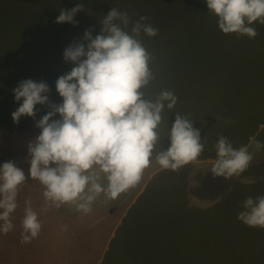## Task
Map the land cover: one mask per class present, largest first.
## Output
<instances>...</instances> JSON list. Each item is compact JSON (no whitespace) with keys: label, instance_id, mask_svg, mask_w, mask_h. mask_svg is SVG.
<instances>
[{"label":"clouds","instance_id":"clouds-1","mask_svg":"<svg viewBox=\"0 0 264 264\" xmlns=\"http://www.w3.org/2000/svg\"><path fill=\"white\" fill-rule=\"evenodd\" d=\"M205 3L222 34L254 39L258 35L254 22L264 25V0ZM80 11L83 5L79 3L70 10L60 9L55 23L75 26L78 22L73 18ZM147 20L149 17L140 16L129 32L128 13L112 8L100 21L99 34L93 38L92 30H86L82 42L66 47L63 59L75 66L55 81L61 103L49 101V86L44 81L26 79L12 89L14 102L22 101L11 113L14 123L24 116L35 119L36 105H47L50 110L36 122L39 135L27 145V177L11 160L0 164V233L14 229L12 214L28 179L41 185L45 211L68 205L89 214L101 195L115 200L135 187L153 161L176 172L201 156L205 143L192 119L175 112L170 128L165 121V109L173 112L178 97L166 89L154 96L147 91L155 80L154 58L141 33L148 37L158 34L151 23H144ZM57 115L59 119H53ZM223 122L231 123L228 119ZM161 125L165 127L163 136ZM164 137L169 142L167 149L161 145ZM253 143L255 151L264 148V143ZM213 148V176H239L254 159L248 146L234 148L223 135ZM24 205L21 243L28 244L39 236L42 223L31 200L25 199ZM240 207L239 221L264 229V196L248 197ZM61 231L67 232L68 226L61 225Z\"/></svg>","mask_w":264,"mask_h":264},{"label":"rangeland","instance_id":"rangeland-1","mask_svg":"<svg viewBox=\"0 0 264 264\" xmlns=\"http://www.w3.org/2000/svg\"><path fill=\"white\" fill-rule=\"evenodd\" d=\"M78 3L83 5V11L74 16V21L78 22L75 26L71 23H55L60 9L70 10ZM112 8L128 13L129 32L132 24L142 15L149 17L150 21L146 22L149 21L158 29L155 37H142L146 35L141 33V39L154 58L151 68L156 74L147 91L153 96L157 94L161 90L157 78L162 76L163 80L167 81V90L178 97L173 112L169 113L167 109L164 111L168 127L174 122L175 112L186 116L198 113V116L194 117L193 127L200 130L205 148L212 150L216 131L222 132L224 136V132L232 130L222 121L216 125V119H212V105L208 110L207 104L214 99L231 97L230 91L234 88V99L246 98L243 93L237 92L244 88L239 87L232 78L238 68L246 69L245 61L250 63L248 68H255L251 72L252 85L247 83V96L250 100H264V25L254 24L255 28L263 29L254 39L247 36L238 37L236 34H222L217 27L216 17L208 12L205 0H0V164L11 160L24 170L27 177V161L30 159L27 145L39 135L40 130L35 126L36 122L50 110L47 105H36L35 119L24 116L18 123H14L11 113L22 101L14 102L12 89L22 80L44 81L49 86V101L53 104L61 103L62 100L55 90V81L75 66L63 59L64 49L71 44L82 42L86 30H92L93 38L99 34L100 21ZM225 37L234 38L241 43L246 42L250 51L248 54L245 52L247 55L239 56L243 58L237 59L234 53H228L231 49L224 53L222 40ZM233 45H236L234 40L231 42V46ZM218 50L224 55H221V64L219 62V65H216L214 76L211 66L201 65L204 64L203 61L212 58L213 62H216ZM239 61H243V67L237 64ZM249 89H256L258 93L252 95ZM261 93L263 96H260ZM205 109L209 111L206 114L203 112ZM53 119H59V116ZM161 133L162 136L165 133L163 125ZM233 139L235 140V136ZM241 139L240 137L238 140ZM161 145L165 149L164 139ZM156 165L155 161L151 164ZM201 168L202 165L192 164L176 173L181 176L185 174V169L197 171ZM147 171L145 177L149 178H142L139 186L130 188L117 199L106 200L101 195L89 214L76 212L68 205L45 211L41 185L28 179L20 188L18 207L12 214L14 229L7 234L0 233V264H55V258L62 248L67 252L71 249V255H75L78 254V247L85 242L92 243L94 264H132V260L124 263L122 257L126 258L127 254L133 253L129 246V231L133 230V226H138L136 223L141 219L138 217L140 211L149 205L151 196L180 194V188L174 184L173 188L166 189L167 186H159L161 179L172 178L174 173L159 170L147 176L151 167L147 168ZM194 177V174H188V178ZM182 178L185 179V176ZM222 178L216 176L215 193L227 196L230 194L228 184L225 183L227 179ZM219 180H223V185H219ZM213 183L214 180L206 177L196 182L198 187H212ZM197 194H213V191L209 189L207 193ZM133 197L134 204L129 209L126 208V201H131ZM25 199L31 200L33 210L38 213V219L42 223L39 236L28 244L21 243ZM61 225H67L68 231H61ZM79 230H82L83 235L75 233ZM86 232L88 234H85ZM107 241L110 243L109 247H106ZM60 264L66 262L62 261Z\"/></svg>","mask_w":264,"mask_h":264},{"label":"crops","instance_id":"crops-1","mask_svg":"<svg viewBox=\"0 0 264 264\" xmlns=\"http://www.w3.org/2000/svg\"><path fill=\"white\" fill-rule=\"evenodd\" d=\"M246 53L248 54V52ZM246 53H237L235 59L243 58L239 56L247 55ZM213 60L214 58L203 61L204 64L201 67L208 64L211 69H214V76H216V62H210ZM237 64L240 67L244 66L243 61H239ZM245 66L246 69L238 68L232 78L236 80L235 83L239 84V87L244 88L237 92L243 93L246 98L234 99L236 96L234 88L231 89L232 92L230 91L231 97H226L223 100H211L207 104V108L210 110L212 105V110H214L212 119L219 117L231 121L227 125L231 127L232 132H224V137L232 143L234 148L248 146L249 151L254 152V159L249 168L241 175L228 178L227 182L225 181L230 193L227 196H219L215 193L216 176H213L210 171L216 158L214 148L211 150L206 147L197 160L188 164L202 165L200 170L185 169V174L181 176L169 170L175 175L172 178L161 179L159 186H167L166 189L173 188L172 184H174L180 188V194L149 198V205L139 213L138 217L141 219L136 223L138 226H133V230L129 231L131 240L129 246L133 253L127 254L126 258L122 257L124 263L132 260V264H264V229L246 226L237 219L238 213L242 211L240 207L242 201L248 197L264 196V148L255 151L253 143V141L264 143V100H250L247 96V86L252 85L251 72L255 68L252 70L248 68L250 63L247 64V61H245ZM157 81L160 83V89L167 90V81L163 80L162 76L157 78ZM249 90L251 91V89ZM251 93L255 95L258 91L254 89ZM260 96H263V93ZM195 106L198 107V104ZM203 112L206 114L209 111L205 109ZM197 116L198 113L188 117L195 123L194 117ZM223 119H216V125L220 121L223 122ZM222 134V132L216 131V141L217 137ZM233 136H235V140ZM240 137L242 139L238 140ZM163 139L166 149L169 142L167 137ZM186 166L184 167L186 168ZM203 166L205 167L203 168ZM150 167L151 171L147 176H151L159 170H165L158 164ZM165 171L168 172V170ZM145 172H148L147 169ZM145 172L143 179L149 178L145 177ZM188 174H194L195 177L188 178ZM184 176L185 179L182 178ZM205 177L214 180L212 187L197 186L196 182L204 180ZM219 183V185H223V180H219ZM209 189H212L213 194H197L207 193ZM134 201L135 197L131 201H126L128 204L126 208L129 209ZM69 223L70 220L67 225ZM75 233L82 234V230ZM108 241L106 247L110 246ZM78 249V254L71 255V249L67 252L62 248L55 258V264H60L62 261H65L66 264L75 262V264H94L92 243L85 242ZM72 260L75 262H70Z\"/></svg>","mask_w":264,"mask_h":264},{"label":"trees","instance_id":"trees-1","mask_svg":"<svg viewBox=\"0 0 264 264\" xmlns=\"http://www.w3.org/2000/svg\"><path fill=\"white\" fill-rule=\"evenodd\" d=\"M150 21V20H149ZM146 22V23H149ZM254 24H256L257 26H260L261 24L254 22ZM257 32H261V30H263L260 27H256ZM142 37H147V36H142ZM232 40H234L236 42V45L231 46V42ZM223 44H222V49L224 53L228 52V50H230L228 53H234V55H236L237 53H244V52H249L250 51V46L245 43H241L239 41H236L234 38L231 37H225V39L222 40ZM263 47V46H262ZM218 56L216 55V65H219L218 63L221 61V55H224L223 53H219L218 50ZM219 60V61H218ZM213 62V61H210ZM221 64V62H220Z\"/></svg>","mask_w":264,"mask_h":264}]
</instances>
